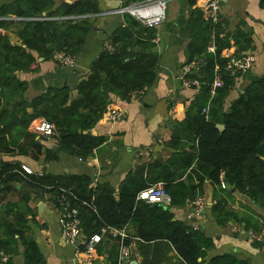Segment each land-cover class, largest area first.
Masks as SVG:
<instances>
[{
	"label": "trees",
	"instance_id": "trees-1",
	"mask_svg": "<svg viewBox=\"0 0 264 264\" xmlns=\"http://www.w3.org/2000/svg\"><path fill=\"white\" fill-rule=\"evenodd\" d=\"M97 13L100 10L95 0L63 4L57 9L54 0H16L0 7V251L11 256L7 264H13L12 257L19 254L21 247L25 264H46L27 225V217L33 213L29 196H24L21 203L1 204V197L22 183L33 190L52 193L57 200L64 197L70 206L78 208L86 238L99 234L104 227L123 229L134 225L139 241H168L185 264H248L229 254L208 260L213 242L201 231L175 221V215L162 206L137 201L142 190L163 183L172 197V207L184 209L199 196L207 180L231 196L222 187L223 176L237 192L264 210V74L226 108L230 92L243 76L227 70L233 58L227 52L234 47V55L242 56L251 49L253 40L242 26L229 33L227 22L206 21L198 5L189 21L192 38L188 50L189 62H200L193 77L201 80L202 87L188 102L185 120L175 123L173 136L165 145L174 152L171 159L138 168L121 185L119 198L109 186L92 187L88 177L68 175L60 179L45 173L27 174L22 163L3 160L6 155L32 153L38 160L43 154L40 140L28 132L38 118L55 125L54 138L61 149L87 159L105 141L91 132L107 121L106 113L114 99L129 102L135 93L154 84L160 65V56L154 51L155 35L126 14L125 23L110 38L114 51L105 49L93 62L77 95L66 86L49 87L31 102L24 99L28 83L18 74L39 71L34 53L44 60L64 51L77 57L92 29L87 16ZM12 16L21 19V27L14 32L21 45L12 44L8 35L17 24L10 19ZM212 43L213 53L208 51ZM216 73L224 86L212 95ZM217 125L225 126V130L220 131ZM50 155L48 150L46 161L58 159ZM190 169L187 178L181 180ZM83 203L92 204L95 210ZM55 205L62 208L58 201ZM227 205L228 200L220 198L211 208L219 225L234 219ZM11 215L13 219L9 220ZM126 245L131 241L127 240ZM117 260L118 257L112 264Z\"/></svg>",
	"mask_w": 264,
	"mask_h": 264
},
{
	"label": "crops",
	"instance_id": "crops-1",
	"mask_svg": "<svg viewBox=\"0 0 264 264\" xmlns=\"http://www.w3.org/2000/svg\"><path fill=\"white\" fill-rule=\"evenodd\" d=\"M15 1L0 0V7L11 5ZM78 1L82 0H54L55 9L63 4H73ZM95 1L98 2L100 13L87 16L92 29L85 39L84 52L75 57V68L61 66L56 55L50 60H44L34 53L39 64V71L18 74L21 80L28 83V89L24 94L26 101L31 102L41 96L49 87L66 86L71 91L77 92L78 86L88 79L93 62L106 49V44H111L110 38L113 33L125 23V15L129 13L122 11L145 0ZM206 1L170 0L168 2L164 22L160 27L152 29L155 35L154 51L160 56L156 80L141 95L132 96L129 102L114 99L115 103L112 105L122 110L124 116L115 124L100 122L92 130V135L105 139L92 156L80 161L78 156L62 152L54 137L36 135V140H40L43 146V154L38 156V160L34 159L33 153L30 156L6 155L3 156V160L18 161L35 174L45 173L60 179L68 175L88 177L92 180V187L109 186L120 196L121 185L138 168L153 164L157 160L166 162L171 159L174 152L165 145L173 136L175 123L185 120L187 104L199 91L196 88L182 86L180 77L186 67L193 66L197 70L200 65L197 61L189 62L188 46L192 38L189 21L197 5L201 7ZM220 1L222 3L220 21L227 22L228 32L232 33L237 27L242 26L253 40L251 49L246 54L235 56L236 49L233 47L228 50V56L239 58L251 55L255 58L251 68L243 74L230 92L226 100L227 108L254 81L256 76L261 77L264 74V0ZM110 4H118V6L113 8ZM10 19L17 22L16 26L8 32L10 40L14 45H21V40L14 33L21 27V19L14 16ZM232 45H234L233 41ZM28 132L31 133L29 130ZM48 150H51L50 156L55 155L58 159L46 161ZM190 172L191 169L185 172L181 180H185ZM145 180H147L146 176ZM154 185L157 184H152L150 187ZM222 187L231 193V196H226L220 187L208 180L204 183L198 197H204L207 200L206 213L200 218L187 220L186 225L201 231L208 240L213 242L212 249L207 252L208 260L229 254L248 264H264V246L251 244L248 238L250 230L259 231L264 228V210L236 189L228 190L223 182ZM24 196H29L28 205L33 212L27 217L30 236L37 243L46 264H83L85 257L82 243L86 239L85 235L83 234L79 246L70 245L62 238L63 229L59 224L62 208L57 207L55 201H58L62 207L66 199L61 197L57 200L52 193L36 191L27 183H22L16 184L11 193L2 196L1 204L6 206L21 203ZM220 198L228 200L227 211L234 216V219L225 225L218 224L210 207L211 203L214 206L216 200ZM137 201H139L138 197ZM41 205L43 206L40 208ZM175 210L176 218L177 211H181L186 216L190 207L188 205L184 209ZM8 219L12 220L13 215ZM124 229L131 238L129 264H185L168 241L142 243L136 238L134 225H128ZM119 253L120 246L115 240L106 236L96 250L95 261L90 264H112V260L119 257ZM12 263L25 264L22 247L19 254L12 257Z\"/></svg>",
	"mask_w": 264,
	"mask_h": 264
},
{
	"label": "built area",
	"instance_id": "built-area-1",
	"mask_svg": "<svg viewBox=\"0 0 264 264\" xmlns=\"http://www.w3.org/2000/svg\"><path fill=\"white\" fill-rule=\"evenodd\" d=\"M169 1L170 0H145L140 4L122 12H128L146 28L154 29L160 27L164 22L166 18L165 11ZM221 5L222 3L220 0H207L203 3L200 9L205 20L212 23H218L221 17ZM106 49L110 52L114 51V47L110 43L106 44ZM208 51L211 53L215 52V46L211 45L208 48ZM56 56L61 66L75 68V57L69 55L65 51L57 53ZM254 62L255 58L251 55H245L239 58L233 57L228 63L227 70H231L233 74H244L251 68ZM196 73L197 71L193 68V66L186 67L180 77L182 86L200 90L202 87L201 80L193 77ZM223 86L224 83L222 77L219 73H216L211 84L212 95H215V93L219 89L223 88ZM144 91L135 93L133 97L141 95ZM203 113H207V110H204ZM123 116V111L111 104L106 113V122L109 124H115L119 122ZM29 131L35 135L47 137H54L57 132L55 125L43 118L34 120L30 124ZM80 161H83V159L80 158ZM23 169L27 174H32V171L28 167L23 166ZM138 200L144 201L148 204H156L164 207L165 209L171 208L173 203L172 197L165 189L164 184H157L141 191L138 195ZM83 205L95 210L92 204L83 203ZM189 207L190 210L186 215L187 220L200 218L206 213L207 200L204 197H197L189 204ZM59 224L63 229L62 238L66 243L73 246H75L77 242L81 243L80 241L83 236V232L78 208L70 206L67 202L64 203L62 206V215L60 216ZM106 236L118 241L120 246L117 264H129L131 246L126 245V241L131 238L124 228L116 229L113 227H104L99 234H95L83 241V254L85 257L83 264H90L95 261L96 250L102 244ZM248 238L251 244H261L264 246V228L259 231L250 230L248 232ZM9 261L10 256L5 252L0 251V264H7Z\"/></svg>",
	"mask_w": 264,
	"mask_h": 264
},
{
	"label": "water",
	"instance_id": "water-1",
	"mask_svg": "<svg viewBox=\"0 0 264 264\" xmlns=\"http://www.w3.org/2000/svg\"><path fill=\"white\" fill-rule=\"evenodd\" d=\"M195 1V0H194ZM110 6H112L113 8H116L117 6H118V4H110ZM83 52H84V49L82 50ZM257 78H260V76H256ZM78 94V92H75V95H77ZM217 128L220 130V131H224L225 130V126H223V125H217ZM223 184H224V186L229 190V189H231V190H234L235 189V186H233L232 188H231V186H230V184L227 182V180H223ZM116 196V198H119V195L118 194H116L115 195ZM43 205H41L40 206V208L42 207ZM210 207H212V203L210 204ZM176 208H173V207H171V208H169L168 210L171 212V213H175V210ZM181 216V217H180ZM175 220H178V221H180V222H183V223H185V224H187V218H186V216L185 215H183V213L181 212V211H177V213H176V218H175ZM75 246H79V242H77L76 244H75Z\"/></svg>",
	"mask_w": 264,
	"mask_h": 264
},
{
	"label": "rangeland",
	"instance_id": "rangeland-1",
	"mask_svg": "<svg viewBox=\"0 0 264 264\" xmlns=\"http://www.w3.org/2000/svg\"><path fill=\"white\" fill-rule=\"evenodd\" d=\"M62 152L67 153L68 151L62 149ZM68 153H69V152H68ZM70 155H71V154H70Z\"/></svg>",
	"mask_w": 264,
	"mask_h": 264
}]
</instances>
